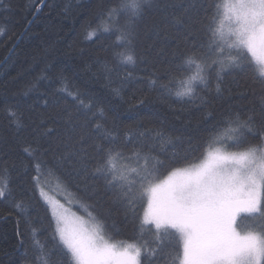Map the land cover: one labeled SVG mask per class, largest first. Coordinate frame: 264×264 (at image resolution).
Masks as SVG:
<instances>
[{"label": "snow or ice", "instance_id": "1", "mask_svg": "<svg viewBox=\"0 0 264 264\" xmlns=\"http://www.w3.org/2000/svg\"><path fill=\"white\" fill-rule=\"evenodd\" d=\"M155 13L177 30L182 51L163 76L150 80L149 91L162 103L175 97L195 105L204 113L202 134L182 138L141 125L135 143L122 141L99 103L83 95L64 69L47 63L44 75L23 92H38L43 81L50 82L41 94L47 118L42 115L33 127L23 151L34 161V188L52 174L80 179L89 199L118 205L125 221L136 222L135 239L147 231L156 243L116 240L121 232L110 210L86 223L49 199L51 235L44 243L33 240L35 264H163L165 244L173 249L167 264H264V0H107L95 26L87 25V36L114 37L117 63L134 66L141 59L139 31ZM96 63L111 95L123 101L132 74L112 87L116 68L106 60ZM245 74L244 87L260 89L258 105L223 113L217 121L212 94L222 97L226 80ZM133 99V107L146 102ZM169 110L175 112L171 105ZM8 116L22 127L21 113L9 109ZM205 148L203 159L191 163ZM181 164L188 166L176 167ZM7 172L3 168L0 176V199L12 198ZM145 202L141 217L137 208ZM12 210L29 223L38 212L23 197Z\"/></svg>", "mask_w": 264, "mask_h": 264}, {"label": "trees", "instance_id": "2", "mask_svg": "<svg viewBox=\"0 0 264 264\" xmlns=\"http://www.w3.org/2000/svg\"><path fill=\"white\" fill-rule=\"evenodd\" d=\"M106 2L0 0V176L4 175L3 168L6 167V179L12 189V198L0 199V264H35L33 240L44 243L49 239L50 210L46 211L48 205L41 195L40 185L87 219L92 220L98 213L110 210L121 232L116 240L156 243L155 237L147 231L140 240L135 239L136 222L125 221L124 210L118 205L101 206L89 199L80 179L52 174L42 178L40 185L34 188V161L23 151L26 146L24 140L30 137L42 115L47 118L41 94L49 90L50 82L43 81L38 92H30L26 96L23 92L29 81L44 75L47 63L55 65L57 70L64 69L83 95L99 103L107 126L112 127L114 122L122 141L127 139L135 143L134 137L142 130L141 125L145 129L162 128L182 138L202 134L200 129L204 113L198 111L195 105L183 104L175 97L162 103L156 91H149L150 80L163 76L182 51L177 30L165 23L160 13L149 14L135 42L136 55L141 59L134 66L119 65L112 47L115 38L95 40V37L88 38L86 32L87 25H94ZM174 2L179 4L183 0ZM104 60L116 68L111 77L112 87H119L127 74H132V78L124 84L123 101L111 95L106 79L100 75L101 68L96 61ZM92 74L99 78L94 79ZM236 80L231 77L226 80L222 97L217 99L216 94H212L217 121L223 113L243 111L258 105L260 89L253 87L249 91L244 87L249 75L238 76ZM242 94L245 98H241ZM134 96L144 97L145 104L133 107ZM169 105L175 112L169 110ZM9 109L22 114V127H18L8 116ZM175 113H181L180 119H176ZM97 122L104 123L99 119ZM49 127L59 129L61 125L49 124ZM222 147L228 151H243L227 148L226 145ZM207 150H202L203 155L197 153L199 159L191 163L200 161ZM183 166L187 164L176 167ZM21 197L38 210L32 212L31 223L12 210L13 203ZM145 205L146 202L142 209L137 208L141 217ZM162 247L164 255L160 256V260L167 264V254L173 249L167 244Z\"/></svg>", "mask_w": 264, "mask_h": 264}, {"label": "rangeland", "instance_id": "3", "mask_svg": "<svg viewBox=\"0 0 264 264\" xmlns=\"http://www.w3.org/2000/svg\"><path fill=\"white\" fill-rule=\"evenodd\" d=\"M214 147H222V146H219V145H215ZM208 151V150H207ZM206 154H207V152H206ZM205 154V155H206ZM203 159V158H202ZM201 159V160H202ZM200 160V161H201ZM200 161H198L197 163H199ZM196 163V162H195ZM188 166V165H187ZM187 166H183V167H187ZM40 192H41V195L43 196V198L45 199V201H47V200H49V199H51L52 201H54V202H58L59 203V205H62L63 206V208H65V209H68L69 210V215L71 216L72 214H75V216L76 217H80V218H82V220L84 221V222H86V223H91L92 222V220L91 219H87V218H85V217H83L81 214H79V213H77L75 210H73L70 206H68V205H66V204H64V203H62L52 192H50V191H48L46 188H44L43 187V185H40ZM147 209V203H146V205H145V208H144V210H146ZM120 241H122V240H120ZM127 243H137V242H131V241H126Z\"/></svg>", "mask_w": 264, "mask_h": 264}]
</instances>
